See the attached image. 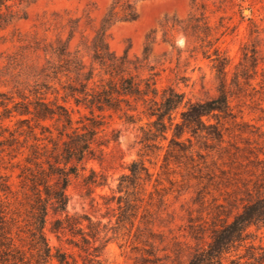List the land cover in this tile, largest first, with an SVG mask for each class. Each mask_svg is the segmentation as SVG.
Instances as JSON below:
<instances>
[{
  "label": "trees",
  "instance_id": "obj_1",
  "mask_svg": "<svg viewBox=\"0 0 264 264\" xmlns=\"http://www.w3.org/2000/svg\"><path fill=\"white\" fill-rule=\"evenodd\" d=\"M36 1L0 0V30L26 19L25 8ZM135 1L112 0L99 25L92 26L91 39L81 32V17L53 13L43 25L55 38H34L31 46L45 62L36 66L32 87L24 88L28 94L23 90L0 93V161L7 164L0 166V264H105V246L119 226H100L86 214L67 211V189L74 179L81 180L88 195L107 185L101 171L89 169L85 175L90 161L102 162L94 147L101 127L97 119L117 115L124 123L137 125L146 156L148 151L164 149L162 143L168 141L164 166L178 163L180 152L192 154V138L224 143L220 122L236 119L229 100V59L218 48L209 56L219 81L214 97L193 102L172 85L159 87L160 73L150 62L153 32L146 36L140 57H130L128 52L117 55L108 43L111 26L137 18ZM77 32L81 41L71 50ZM249 60L250 68L239 74L245 78L257 74L256 52ZM235 87L241 88L239 83ZM80 108L89 116L75 120L73 113ZM12 118L14 128L5 124ZM242 150L253 153L251 148ZM1 169L18 170V189L12 175ZM128 169L130 173L122 175L118 185V191L126 194L129 187L151 178L141 160L131 162ZM259 176L252 189H244L240 210L231 221L217 220L210 228L190 227L188 237L194 244L175 241L171 248L162 249H170L171 254L157 255L155 239L160 243L163 239L154 226H130L135 227V241L149 246L133 264H264V172ZM47 227L58 242L54 248ZM206 233L209 241L204 244Z\"/></svg>",
  "mask_w": 264,
  "mask_h": 264
},
{
  "label": "rangeland",
  "instance_id": "obj_2",
  "mask_svg": "<svg viewBox=\"0 0 264 264\" xmlns=\"http://www.w3.org/2000/svg\"><path fill=\"white\" fill-rule=\"evenodd\" d=\"M111 2L38 0L28 5L26 19L0 30V93L23 90L28 94L36 80V66L45 62L42 53L31 46L34 38H55L43 25L53 18V13L81 17V32L91 39L92 26L99 25ZM135 9V20L117 22L108 30L110 49L117 55L128 52L130 57H140L146 36L153 32L150 62L160 73L158 86L172 85L194 102L217 95L219 81L209 56L218 48L229 59V100L236 119L221 120L222 145L206 138H192V154L180 152L179 162L171 161L169 166H164L163 161L168 141L162 143L164 149L148 151L146 156L141 151L137 125L126 124L117 115L97 119L101 127L94 147L102 162L90 161L85 175L89 169L101 171L107 176V185L88 195L81 180L74 179L67 189V211L86 214L100 226H119L105 246V264H133L149 249L135 241V227L130 226H154V232L163 239L162 243L159 239L154 243L160 257L165 252L171 254L170 249H162L171 248L175 241L193 245L188 237L190 227L210 228L217 220L231 221L240 210L244 189H252L264 172V0H136ZM82 34L76 33L71 50L76 49ZM66 36L62 35L64 39ZM253 51L259 58L257 74L242 77L239 74L250 68ZM237 83L240 89L235 87ZM82 116H89L83 108L73 113L75 120ZM11 120L5 124L14 128L15 119ZM244 148L253 149V153ZM139 160L149 169L151 178L129 187L127 194L119 192L121 176L130 173L131 162ZM6 165L0 161L1 168ZM1 170L12 175L11 182L18 189V170ZM123 218L127 219L120 221ZM46 236L52 248L58 245L48 227ZM207 241L208 233L204 244Z\"/></svg>",
  "mask_w": 264,
  "mask_h": 264
},
{
  "label": "water",
  "instance_id": "obj_3",
  "mask_svg": "<svg viewBox=\"0 0 264 264\" xmlns=\"http://www.w3.org/2000/svg\"><path fill=\"white\" fill-rule=\"evenodd\" d=\"M245 12H247V11H245Z\"/></svg>",
  "mask_w": 264,
  "mask_h": 264
}]
</instances>
